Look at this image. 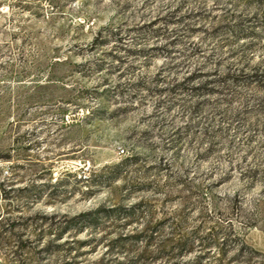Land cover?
<instances>
[{"label":"rangeland","instance_id":"obj_1","mask_svg":"<svg viewBox=\"0 0 264 264\" xmlns=\"http://www.w3.org/2000/svg\"><path fill=\"white\" fill-rule=\"evenodd\" d=\"M205 254L264 264V0H0V264Z\"/></svg>","mask_w":264,"mask_h":264},{"label":"trees","instance_id":"obj_2","mask_svg":"<svg viewBox=\"0 0 264 264\" xmlns=\"http://www.w3.org/2000/svg\"><path fill=\"white\" fill-rule=\"evenodd\" d=\"M205 229H208V231L205 232ZM165 242V247L179 249L182 252L191 251L194 247H196L200 250L203 249L208 252L214 249L224 252L239 250L242 254L246 253L250 255L247 257L248 262L253 260V254L261 257V252L248 246L240 232L237 231L231 224L228 225V227H224L221 224L210 227L204 226L189 235L182 234L181 232H173V236ZM196 243H198L197 246H195ZM204 259L211 260L212 257L205 254L204 256L198 257L195 264H201ZM238 259L239 258H235L234 260ZM218 261L221 264L224 262V258L221 257Z\"/></svg>","mask_w":264,"mask_h":264},{"label":"built area","instance_id":"obj_3","mask_svg":"<svg viewBox=\"0 0 264 264\" xmlns=\"http://www.w3.org/2000/svg\"><path fill=\"white\" fill-rule=\"evenodd\" d=\"M122 152H123V150H122Z\"/></svg>","mask_w":264,"mask_h":264}]
</instances>
